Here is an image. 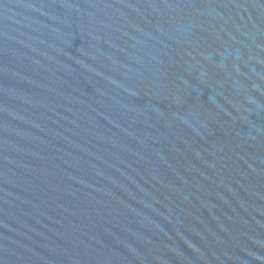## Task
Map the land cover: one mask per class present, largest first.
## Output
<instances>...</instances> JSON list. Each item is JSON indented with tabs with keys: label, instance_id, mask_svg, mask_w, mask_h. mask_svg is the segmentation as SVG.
I'll return each mask as SVG.
<instances>
[{
	"label": "water",
	"instance_id": "obj_1",
	"mask_svg": "<svg viewBox=\"0 0 264 264\" xmlns=\"http://www.w3.org/2000/svg\"><path fill=\"white\" fill-rule=\"evenodd\" d=\"M0 264H264V0H0Z\"/></svg>",
	"mask_w": 264,
	"mask_h": 264
}]
</instances>
